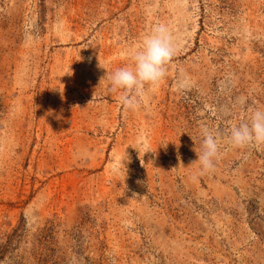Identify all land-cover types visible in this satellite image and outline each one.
Segmentation results:
<instances>
[{
    "label": "rangeland",
    "instance_id": "obj_1",
    "mask_svg": "<svg viewBox=\"0 0 264 264\" xmlns=\"http://www.w3.org/2000/svg\"><path fill=\"white\" fill-rule=\"evenodd\" d=\"M158 24L175 55L126 109L106 72ZM257 107L264 0H0V264H264V140L227 143Z\"/></svg>",
    "mask_w": 264,
    "mask_h": 264
},
{
    "label": "clouds",
    "instance_id": "obj_2",
    "mask_svg": "<svg viewBox=\"0 0 264 264\" xmlns=\"http://www.w3.org/2000/svg\"><path fill=\"white\" fill-rule=\"evenodd\" d=\"M174 55L175 47L167 25L154 26L144 35L142 46L131 54L130 65L106 72L110 90L121 92L119 101L124 108H138L146 86L154 87L164 79L166 66ZM200 135L201 151L197 152L198 159L193 163L199 162L202 173L215 171L221 156V135L207 126L201 127ZM253 140H264V107L251 110L249 122L232 125L227 136V143L236 148H243Z\"/></svg>",
    "mask_w": 264,
    "mask_h": 264
}]
</instances>
